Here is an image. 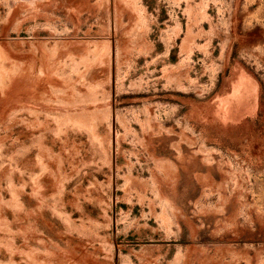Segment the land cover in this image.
I'll return each instance as SVG.
<instances>
[{
    "label": "rangeland",
    "instance_id": "rangeland-1",
    "mask_svg": "<svg viewBox=\"0 0 264 264\" xmlns=\"http://www.w3.org/2000/svg\"><path fill=\"white\" fill-rule=\"evenodd\" d=\"M0 264H264V0H0Z\"/></svg>",
    "mask_w": 264,
    "mask_h": 264
}]
</instances>
